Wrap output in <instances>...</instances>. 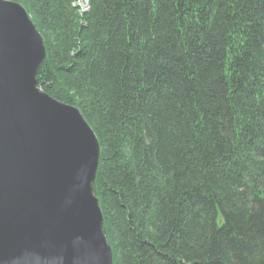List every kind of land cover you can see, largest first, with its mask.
<instances>
[{"label": "trees", "instance_id": "trees-1", "mask_svg": "<svg viewBox=\"0 0 264 264\" xmlns=\"http://www.w3.org/2000/svg\"><path fill=\"white\" fill-rule=\"evenodd\" d=\"M12 1L98 139L112 264H264V0Z\"/></svg>", "mask_w": 264, "mask_h": 264}, {"label": "water", "instance_id": "water-1", "mask_svg": "<svg viewBox=\"0 0 264 264\" xmlns=\"http://www.w3.org/2000/svg\"><path fill=\"white\" fill-rule=\"evenodd\" d=\"M45 54L25 8L0 0V264H112L92 191L98 139L38 86Z\"/></svg>", "mask_w": 264, "mask_h": 264}, {"label": "rangeland", "instance_id": "rangeland-1", "mask_svg": "<svg viewBox=\"0 0 264 264\" xmlns=\"http://www.w3.org/2000/svg\"><path fill=\"white\" fill-rule=\"evenodd\" d=\"M82 5H83V3H82ZM84 6H85V4H84Z\"/></svg>", "mask_w": 264, "mask_h": 264}]
</instances>
